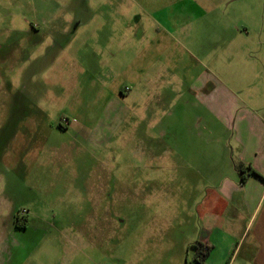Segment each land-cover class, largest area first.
I'll return each instance as SVG.
<instances>
[{
	"label": "rangeland",
	"instance_id": "rangeland-1",
	"mask_svg": "<svg viewBox=\"0 0 264 264\" xmlns=\"http://www.w3.org/2000/svg\"><path fill=\"white\" fill-rule=\"evenodd\" d=\"M200 16L214 21L204 51L221 58L212 31L229 18L247 34L244 61L257 64L264 0H0V258L193 264L199 201L142 147L161 141L154 99L141 118L159 87L172 109L220 64L193 52ZM234 243L210 262L242 264L249 242Z\"/></svg>",
	"mask_w": 264,
	"mask_h": 264
},
{
	"label": "crops",
	"instance_id": "crops-1",
	"mask_svg": "<svg viewBox=\"0 0 264 264\" xmlns=\"http://www.w3.org/2000/svg\"><path fill=\"white\" fill-rule=\"evenodd\" d=\"M201 16L191 21L193 52L209 62L216 56L220 64L206 67L209 71L188 84L187 91L174 99L172 109L166 108L167 87L163 92L159 87L155 96L147 98L149 107L141 119L152 117L154 99L161 111L156 125L161 141L142 147L153 153L151 158L158 161L162 175L167 169L174 170L175 184L188 188L190 196L199 201L192 214L193 226L199 230L194 246L209 249L206 264H213L210 255L214 250L222 252L225 262L236 240L241 243L239 251L249 242L242 264H264V53L255 59L257 64L244 61L248 47L240 41H246L247 34L229 18L212 31V39L217 37L222 43L221 58L215 50L204 51L202 41L211 36L208 25L214 21ZM236 55L243 56L244 66L235 72L231 63ZM240 165L246 172L250 167L256 172L244 183ZM237 257L230 264H236ZM0 264H14V259L0 258ZM193 264L198 263L194 260Z\"/></svg>",
	"mask_w": 264,
	"mask_h": 264
},
{
	"label": "trees",
	"instance_id": "trees-1",
	"mask_svg": "<svg viewBox=\"0 0 264 264\" xmlns=\"http://www.w3.org/2000/svg\"><path fill=\"white\" fill-rule=\"evenodd\" d=\"M239 171L242 174V182L244 183L247 179V177L251 174V173H256L251 167L248 168L249 171L246 172L245 168L243 166H239ZM195 248H197V257H196V261L198 264H206V258L208 256L209 253V249L207 247H204L202 245H195Z\"/></svg>",
	"mask_w": 264,
	"mask_h": 264
}]
</instances>
